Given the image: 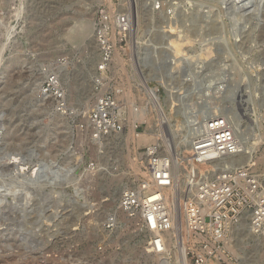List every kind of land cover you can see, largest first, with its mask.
<instances>
[{
  "label": "rangeland",
  "instance_id": "374dc122",
  "mask_svg": "<svg viewBox=\"0 0 264 264\" xmlns=\"http://www.w3.org/2000/svg\"><path fill=\"white\" fill-rule=\"evenodd\" d=\"M207 1L0 0V264H188L179 242L162 254L151 252L150 234L120 209L119 198L142 176L132 161L147 145L126 138L130 102L152 109L146 121L137 123L136 133H157L162 116L168 129L176 128L185 97L213 94L219 97L213 96L217 108L239 121L244 145L250 143V133L264 132V3L253 17L254 0H243L247 4L242 12L229 0L209 8ZM117 14L128 16L126 37L117 27ZM104 16L117 48L108 72L113 88L123 89L129 98L131 88L134 98H122L123 133L97 141L84 105L94 102V31ZM168 26L184 38L178 55L172 52ZM82 27L86 32L77 36ZM206 49L211 52L205 56ZM129 52L143 53L146 63L139 70L157 93L156 102L150 101L147 87L134 81V68L125 61ZM48 66L57 70L67 92L70 111L64 117L70 128L56 130L47 111L56 109L54 100L33 92L36 82L45 80ZM48 155L55 164L67 159L73 163L63 188L59 182L48 186ZM18 163L38 165L40 174H17L12 166ZM254 166L264 175V160ZM110 217L114 223L107 228ZM239 228L229 238L228 263L264 264V241L258 245L259 235Z\"/></svg>",
  "mask_w": 264,
  "mask_h": 264
},
{
  "label": "built area",
  "instance_id": "2783aa9c",
  "mask_svg": "<svg viewBox=\"0 0 264 264\" xmlns=\"http://www.w3.org/2000/svg\"><path fill=\"white\" fill-rule=\"evenodd\" d=\"M236 1L229 0L234 9H237ZM232 11L236 14L235 10ZM204 13L210 15L211 10ZM115 21L126 37L129 33L128 16L117 14ZM107 23L104 16L94 31L98 62L91 77L90 90L95 103L86 117L91 136L97 141L124 129L122 101L118 97L122 91L113 88L115 81L108 73L117 48ZM128 54L125 61L134 68V81L147 87L150 101L156 102L157 93L139 70L140 64L146 63L143 53ZM159 66V62L154 64L155 68ZM42 94L53 97L58 110L65 114L70 111L61 77L50 66L42 84ZM213 99L212 95L183 99L182 118L178 119L176 128H169L174 148L167 139V128L160 123L162 119L159 120L155 141L137 152L145 176L124 188L119 198L120 209L136 220L142 231L154 233L147 242L149 250L163 253V232L172 231L173 238L180 245L183 241L179 225L174 228L178 212L167 203L166 190L172 185L176 173L185 169L189 187H193L189 196L182 200L185 230L193 237L185 248L188 264H228L232 229L242 223H246L254 235L264 234V175L251 162L228 160V156H236L241 151L240 141L227 115L209 111ZM113 223L114 218L110 217L106 227H112Z\"/></svg>",
  "mask_w": 264,
  "mask_h": 264
},
{
  "label": "bare ground",
  "instance_id": "6f19581e",
  "mask_svg": "<svg viewBox=\"0 0 264 264\" xmlns=\"http://www.w3.org/2000/svg\"><path fill=\"white\" fill-rule=\"evenodd\" d=\"M218 0H209V5H208V8L209 7H212V6H214L213 5V3L214 2H217ZM247 2V1H246ZM255 3V4H254ZM262 3H264V0H254L253 1V5H254V7H253V5H252V14H251V16H258V10H259V7H260V5L262 4ZM247 3H243V0H237L236 1V3H235V6L237 7V9L238 10H240L241 12H242V8L244 9V5H246ZM251 3H249V5H250ZM246 7V6H245ZM217 9V8H216ZM238 10H237V13H238ZM250 11V10H249ZM247 12V11H246ZM249 13V12H248ZM216 14V13H215ZM218 14V13H217ZM238 16V15H237ZM247 16V15H246ZM249 16V15H248ZM247 16V17H248ZM245 17V16H244ZM180 18V17H179ZM252 18V17H251ZM256 18V17H255ZM197 19V18H196ZM198 19H199V17H198ZM245 20V19H244ZM196 21V20H195ZM205 21V20H204ZM252 21V20H251ZM169 23H170V21H168ZM175 22V21H174ZM199 22V21H198ZM168 23V24H169ZM194 23H196V22H194ZM242 23V22H241ZM246 23V22H245ZM200 25V24H199ZM245 25V24H244ZM172 26H174V25H172ZM172 26H168L171 30V32H173V31H175V27L173 28ZM213 27V26H212ZM239 29V28H238ZM168 30V29H167ZM166 30V31H167ZM245 31V30H244ZM86 32V29L84 28V27H82V29H80V31H79V33H77V36H79V35H81V33H85ZM235 32H236V30H235ZM239 33V32H238ZM237 33V34H238ZM172 34V36L170 35V37L171 38H173L172 40H170V42L169 43H171V47H173V49H172V52L174 51V53H175V55H176V53H177V55L179 54V53H181L182 52V46H183V44H184V42L182 41V40H184V38H182V36L179 38L178 36H180V35H178V36H176V32H173V33H171ZM164 35V34H163ZM175 35V36H174ZM183 36H184V34H183ZM177 39H176V38ZM238 38V37H237ZM241 38V37H240ZM188 39H190L189 37H186V40H187V42H189V40ZM95 46H97V45H95ZM170 49V50H171ZM171 52V53H172ZM210 52H211V50L210 49H206V51H205V56L206 55H209L210 54ZM174 55V56H175ZM97 56H98V53H97ZM204 56V57H205ZM175 58V57H174ZM104 76H105V74H104ZM44 80V79H43ZM41 78H40V81L39 82H36L37 83V85L35 86V88H32V89H34V93H38L39 91H41V95H43L42 94V84H43V81ZM131 86V85H130ZM118 88V87H117ZM119 89V88H118ZM121 89V88H120ZM128 89V88H127ZM219 89H221V88H217V93H218V96H220L219 95V93L221 92H219ZM152 92H153V90L152 89H150ZM119 91V90H118ZM122 92H123V89H122ZM128 93H129V96H130V98L132 97V98H134L133 96H134V94H133V92H132V90H131V88H129V91H128ZM150 93V92H149ZM154 93V92H153ZM224 93V92H223ZM126 95V92L124 93V94H120V95H118V97H119V99L123 102V97H124V100H129L130 98L128 97V96H125ZM44 97L46 96L47 98H52L53 100H54V102H55V107H56V109L58 110V108H57V103H56V100L53 98V97H51V96H49V95H43ZM212 96H215V97H217L216 96V94H213ZM41 98V100H43V99H45V98ZM221 97V96H220ZM40 100V101H41ZM130 101H131V99H130ZM38 102V101H37ZM53 102V103H54ZM86 102V101H85ZM40 103H42V101L40 102ZM52 103V104H53ZM94 103L95 102H93L92 103V106H90V105H87V104H85L84 106V109H85V111L87 110L88 112L92 109V107L94 106ZM131 103V105L128 107L129 109H128V113H127V115H126V117H125V123H126V120H127V117H128V114H129V112H130V117L128 118L129 119V124H130V126H129V132H128V134H127V136H126V138H130V139H132L133 141H135V142H137V143H147V145L146 146H149L150 144H152L154 141H155V139H156V133L154 132L153 134L151 133V132H153V129H150L149 130V132L150 133H136V127H137V123L139 122L140 123V121H146L147 120V117H148V113L147 112H152V109H150V107L147 105V104H141V105H137V104H132V102H130ZM49 104V103H48ZM216 104H218V103H216V101H212L210 104H209V111L210 112H217V113H220L221 111L219 110V108H217V105ZM121 106H122V103H121ZM53 106H51V107H49V108H47V111H49L53 116H54V121H53V126H54V128L56 129V130H60V129H62V128H70L69 126H68V123H67V121H65V117H64V111L63 110H56L55 108H52ZM51 108V109H50ZM224 111V110H223ZM226 111H228V110H226ZM88 112H86V117H87V114H88ZM63 113V114H62ZM227 114V116L229 115V111H228V113H226ZM235 114V113H234ZM233 114V116H235ZM238 115V114H237ZM162 117H164V116H162ZM162 117H161V119H162ZM262 116H260V118H261ZM228 118L232 121V119L228 116ZM257 118V117H256ZM235 119V118H234ZM256 120H258V119H256ZM261 119H259V121H260ZM88 120L86 119V122H87ZM259 121H256L257 123L259 122ZM163 123L164 125H165V128H167V126H166V123H165V120H164V118L162 119V121H160V123ZM233 122V125H234V128H235V131H236V133H237V137H238V139H239V141H240V149L239 150H241L236 156H233V155H231V156H228V160H230V161H240V162H251L252 163V165L254 166V164L256 163V162H260V161H263L264 160V146H263V148H262V151L260 152V154L259 155H257V153L259 152V151H257L258 149H259V146L261 145V144H263L264 145V137H263V133L264 132H260L259 133V130H258V132L256 133L255 132V134H251L250 133V135H251V137H250V140L251 141H249L250 143L249 144H245L244 145V140H243V136H244V134H245V132H244V130H242L243 131V133L244 134H242L239 130H238V123H239V121H236V119H235V121H232ZM142 123V122H141ZM144 123V122H143ZM150 123L151 122H148V124H147V127H149L150 126ZM260 123V122H259ZM239 125H240V123H239ZM262 126V125H261ZM241 128V127H240ZM260 128V126L258 127V129ZM167 130H168V132H167V139H168V141H169V144L174 148L175 147V142H174V138H173V135H172V133H171V131L167 128ZM123 131H124V129L122 130V132L121 133H123ZM148 131V130H147ZM155 131V130H154ZM251 132V131H250ZM120 133V134H121ZM45 135H46V133H45ZM111 136H114V134H111L110 135V137ZM107 137H109V136H107ZM106 137V138H107ZM245 139H246V137H245ZM247 139H249V136L247 137ZM247 143V142H246ZM262 146V145H261ZM175 151V150H174ZM9 153H12V152H9ZM13 153H14V151H13ZM15 153H17V152H15ZM5 154H7V152L6 153H4L3 155H5ZM135 154H136V152H135ZM8 155H10V154H8ZM137 155H138V153H137ZM12 156V155H11ZM6 157H7V155H6ZM18 157V156H17ZM255 157V158H254ZM3 158H5L4 156H3ZM8 158V157H7ZM10 158V157H9ZM14 159V161H16V157H14V156H12L11 157V159ZM48 158H49V161H50V164H48V168H49V184H48V186H50V184H53V183H55V182H59V184H58V188L61 186V188H63V186H65V184H69V176H71L72 174L71 173H73L72 171H74L73 169H74V167H73V163H72V161H71V159H67V160H65V161H63L62 163H54L55 161H52V158L50 157V155H48ZM18 160L20 159L19 157L17 158ZM22 159V158H21ZM254 160V161H253ZM9 161V160H8ZM22 161V160H21ZM25 161V160H24ZM48 161V160H47ZM18 161H16V163H17ZM31 162V161H30ZM29 162V163H30ZM138 158L136 157L135 159H134V161H132V165H133V168H134V170L135 171H137L139 174H141L142 176H145V174H146V172L145 171H143V170H140L139 169V167H138ZM8 163V162H7ZM11 163V162H10ZM254 163V164H253ZM28 164V163H27ZM38 164V163H37ZM39 164L41 165V163L39 162ZM10 165V164H9ZM13 165V164H12ZM31 165L32 164H30V168H28V167H26L25 165H23V164H21V163H18V164H16V165H14V166H12L13 168H15L16 169V171L18 172L17 174H20V173H22L23 175H25L27 178H30V177H36L37 175H38V171H40V167L39 168H37V166H35V164L31 167ZM43 165V164H42ZM41 165V166H42ZM46 166V165H45ZM47 167V166H46ZM254 168H255V166H254ZM51 169V170H50ZM13 171V170H12ZM11 171V172H12ZM15 171V172H16ZM14 172V171H13ZM40 174V173H39ZM71 178H73V177H71ZM35 179V178H34ZM38 179H39V177H38ZM65 179H67L65 182H63L62 184H61V182L63 181V180H65ZM74 180V179H73ZM189 183H190V181H189ZM66 185V186H67ZM193 187L192 186H190L189 187V184H188V177H187V173H186V171H185V169H181V170H179L177 173H176V175L174 176V178H173V182H172V185L166 190V201H167V203L169 204V206L171 207V208H174L177 212H178V214H177V218H178V222H174L175 224H174V228L176 229L177 228V226L179 225V227L181 228V230H182V234H181V239L183 240L182 241V244H181V246H179V247H181V250L183 249V251H185V248H186V246H187V244H189L188 242L190 241V240H192L193 239V237H192V235H191V233H188V232H186V230H185V220H184V214H183V205H182V199L181 198H183L184 196H189V193H190V191L192 192L193 190ZM184 190H186V191H184ZM4 204V203H3ZM241 226L243 227V228H239L240 230H246V231H249L250 232V229H249V227H248V225L246 224V223H242L241 224ZM149 232H147V234H148ZM252 233V232H251ZM150 235H149V238H150V236L152 235V234H154V233H149ZM249 234V233H248ZM253 234V233H252ZM186 235H189L190 236V239H188L187 237H186ZM263 235V234H262ZM262 235H259L260 237L262 236ZM161 236L164 238V240H165V247H164V252H165V248H170V247H174L175 246V242H179L178 240H175L174 238H173V236H172V231H166V232H163V234H161ZM258 238V241H257V243H258V245H261V241L263 240L264 241V235H263V237H261V238ZM24 240V239H23ZM263 244H264V242H262ZM180 244V243H179ZM262 244V245H263ZM178 248V247H177ZM173 250V249H172ZM163 252V253H164ZM150 253V252H149ZM154 254H162V253H154ZM184 257V256H183ZM185 264V263H184ZM229 264V263H228Z\"/></svg>",
  "mask_w": 264,
  "mask_h": 264
}]
</instances>
